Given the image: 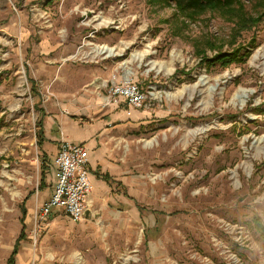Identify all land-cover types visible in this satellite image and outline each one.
Wrapping results in <instances>:
<instances>
[{
    "label": "rangeland",
    "instance_id": "374dc122",
    "mask_svg": "<svg viewBox=\"0 0 264 264\" xmlns=\"http://www.w3.org/2000/svg\"><path fill=\"white\" fill-rule=\"evenodd\" d=\"M259 1L242 0L245 15L256 17ZM175 9L163 0H0V264L21 231L15 264H264V232L252 223L259 217L264 227V142L255 144L264 135V16L236 32L217 10L188 21ZM236 49L248 52L243 62L203 61ZM106 61L112 79L130 67L135 82L158 86L161 101L131 109L113 97L112 112L102 107L95 71ZM97 91L102 100L89 105L56 96ZM55 112L68 122L53 124L52 135L65 130L73 143L112 114V132L101 138V127L91 138L112 163V191L79 221L50 215L35 244L29 235L53 189L57 144L39 146L37 125L45 133ZM94 179L89 170L91 195ZM221 218L242 225L246 239L221 235Z\"/></svg>",
    "mask_w": 264,
    "mask_h": 264
},
{
    "label": "built area",
    "instance_id": "2783aa9c",
    "mask_svg": "<svg viewBox=\"0 0 264 264\" xmlns=\"http://www.w3.org/2000/svg\"><path fill=\"white\" fill-rule=\"evenodd\" d=\"M108 55H105V57ZM76 59L83 58V54L74 55ZM102 88L106 89V97L102 101V107L112 104V98H119L131 109H144L152 106L154 101H161L158 97L159 89L154 83L141 86L131 77H124L117 82L112 76L109 80L101 81ZM89 151L83 143L61 141L57 153L52 161L55 167V180L49 198L44 201L34 214V230L31 231L30 239L36 244L39 227L48 220L50 215L63 212L74 221L83 219L88 210L91 185L88 170ZM216 225L221 235L246 232L242 225L221 218L216 219ZM240 236V235H239ZM212 242L217 245L218 235L211 236ZM229 251V249H224Z\"/></svg>",
    "mask_w": 264,
    "mask_h": 264
},
{
    "label": "trees",
    "instance_id": "16d2710c",
    "mask_svg": "<svg viewBox=\"0 0 264 264\" xmlns=\"http://www.w3.org/2000/svg\"><path fill=\"white\" fill-rule=\"evenodd\" d=\"M163 2L165 4L173 2L176 8V15L188 21H196L197 19H199L200 15L205 14L208 11L212 12L213 10H217L224 16H229L232 19V21L235 23V30H237L236 32L255 25L258 20V16H264V0H260L258 2V5H255V11H257L256 17L247 14L245 15L242 0H163ZM247 56L248 52L240 54V49H236L230 52L217 51L210 58L204 57L203 61H205L206 64H219L220 66L225 67L232 63L243 62ZM29 82L31 84V91H33V93H37L35 89V81L29 78ZM38 110L40 111V113L43 112L42 109ZM37 127V144L39 146H42L43 142L45 141V137L41 120L39 121ZM97 175L107 183L111 182L108 174ZM25 213L26 211L25 209H23L22 218H24ZM252 223L255 228H257V230H259L260 232H264V227L259 217H253ZM23 236L24 235L21 231L20 236L16 239L13 248L7 258L6 264H15V257L19 253V242Z\"/></svg>",
    "mask_w": 264,
    "mask_h": 264
},
{
    "label": "crops",
    "instance_id": "0c3cea01",
    "mask_svg": "<svg viewBox=\"0 0 264 264\" xmlns=\"http://www.w3.org/2000/svg\"><path fill=\"white\" fill-rule=\"evenodd\" d=\"M107 62L108 61H106L104 63L101 62V65H99L100 67L95 71L96 75H97L96 77L100 78L101 81L108 80L107 78H109L112 75V62L110 64H107ZM100 88L104 89L101 86V82H100ZM102 93H103L102 91H97L95 93V95H93V96H92V94H94V93H90V94L89 93H87V94L57 93L56 96H58L59 98H66L69 100L71 96H77L78 95L77 100H78V98H80L81 103L84 102V103H87V105H89L90 103L97 101V100H99V102H100L102 100V99H100ZM77 100L75 101L76 103H74L73 100H69V101L71 104L77 105V104H79V102ZM110 105H111V112H112V104H109V106ZM152 106H154V102L152 103ZM146 111L147 110H145L144 112H146ZM140 115H141L140 112H138L137 110H133L131 116L132 117H134V116L138 117ZM117 116H126L125 111H123V110L120 111L119 113H117ZM59 118L61 120H59ZM46 119L48 120L49 130H47L48 128L45 127V133H44V137L46 139L45 141H49V140L57 141V144H55V149H53V152H55V154L51 158V163H52V161H53V159L57 153V150H58L57 145L59 147L60 142L63 140L69 141V142H72V141H70L66 138V133H65V130L63 128L62 129L64 130V133H63L64 137H62V138L58 137L57 135H52V133H51V129H52L53 124H56L58 121L60 126L63 127L62 124L67 123L68 122L67 119L63 118V116L59 117V114L56 112L53 114L46 113ZM74 124H76V123L74 122ZM101 127H104L105 129L103 128V130H101ZM43 130H44V128H43ZM100 130H101V132L98 135H100L101 138L104 135H107L110 132H112V114L108 115L105 119H102L101 122L98 123L97 129L95 131H91V133H89L85 137V139H82L80 142H77V143L88 144V147H89L88 148V151H89L88 170H90L93 173V176L95 177L94 181L96 182V187H97L96 192L93 195L90 194L89 203L91 202V200L93 201V199H96V197L99 195L100 192L105 191V193H107V192L110 193L112 191V186H111L112 182L107 183L106 181L99 178V176L97 175V174H99V175L108 174V176L110 177V179L112 181V163L110 160L106 159L105 149L103 147H100V141H98V143H97L96 139H94L93 141L91 140V138L93 137L92 135L98 133V131H100ZM46 131H49V132H46ZM84 140H86V141H84ZM44 142H43V144H44ZM51 166L53 167L52 164H51ZM51 186H53V184ZM51 191H52V189H51ZM50 195H51V193H50ZM88 209H89V204H88Z\"/></svg>",
    "mask_w": 264,
    "mask_h": 264
},
{
    "label": "bare ground",
    "instance_id": "6f19581e",
    "mask_svg": "<svg viewBox=\"0 0 264 264\" xmlns=\"http://www.w3.org/2000/svg\"><path fill=\"white\" fill-rule=\"evenodd\" d=\"M94 51H96V53H106L107 55H110V54H114V50L112 49V47H108V46H99V47H96V49H94ZM147 52V51H146ZM143 54L141 53H136L133 55V58L134 59H137V60H140L142 58ZM161 69H165V66L163 65H160ZM132 74V70L130 67H127L125 68V72H124V77H129L130 75ZM247 96V92L246 90L244 89H240L238 91V93H236L235 95V99L238 100L239 102H244V99L246 98ZM204 128H200L198 129L197 131H203ZM260 142H264V135H262L261 137L257 138L255 140V144H258ZM146 145H151L152 144V141H147L145 142ZM260 151H263L264 150V147H261V148H258ZM257 149V151H258ZM249 167V166H248Z\"/></svg>",
    "mask_w": 264,
    "mask_h": 264
}]
</instances>
